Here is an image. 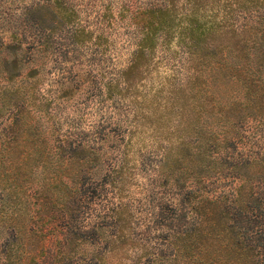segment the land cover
<instances>
[{
  "label": "trees",
  "instance_id": "16d2710c",
  "mask_svg": "<svg viewBox=\"0 0 264 264\" xmlns=\"http://www.w3.org/2000/svg\"><path fill=\"white\" fill-rule=\"evenodd\" d=\"M77 1L25 0L7 43L0 28V71L32 82L55 38L67 35L73 48L104 43L102 91L116 112L133 114L137 139L111 131L114 142L61 149L56 184L41 188L55 203L53 247L36 222L10 223L1 264H107L110 253L128 255L119 264H264V0H101L95 29L76 21ZM118 37L131 49L114 67ZM159 65L166 75L143 91ZM139 124L153 146L167 142L150 152L154 160L134 149L144 140ZM128 155L149 175L152 235L140 237L136 261L133 204L123 196L135 169ZM23 209L13 205L19 216Z\"/></svg>",
  "mask_w": 264,
  "mask_h": 264
},
{
  "label": "rangeland",
  "instance_id": "374dc122",
  "mask_svg": "<svg viewBox=\"0 0 264 264\" xmlns=\"http://www.w3.org/2000/svg\"><path fill=\"white\" fill-rule=\"evenodd\" d=\"M24 1L15 0L9 4L5 0L0 6V28L5 30L1 40L4 43L9 41L7 24L14 25L21 21ZM77 3L76 21L95 29V21H98L96 12L102 6L101 0H79ZM67 27L63 26L61 33ZM54 40V52L41 59L44 61L43 67L35 81L21 77L8 80L10 74L0 71V186L10 183L21 185L6 197L0 194V197L4 196L1 198L3 201H0V264L3 262V246L7 243L4 237L10 223L19 227H32L36 222L34 227L39 231H50L46 242L49 247H53L56 238L52 233L55 230V203L51 198L52 192L43 193L41 188L44 182L56 184L57 158L61 149L69 151L77 146H97L103 137H106L108 143L114 142L115 136L111 131L119 133L124 143L130 137L132 140L137 139L136 135L133 137L135 130L131 126L133 114L123 117L116 112L114 102L106 100L102 91L104 79L101 76L102 60L99 52L104 43H100L97 48H92L90 43L73 48L67 35L63 39L57 37ZM93 49L97 51L94 53ZM130 49L131 46L126 45L120 37L115 39V46L110 52L114 67L125 64ZM165 75L162 65L156 70L152 69L143 79L146 85L142 90L155 87ZM219 93L221 100H226L228 94L222 87ZM145 127L142 124L139 132L143 134L144 140L138 141V147L134 149L141 148L146 158L154 160L150 152L162 149L167 146V142H154L153 146L149 141H154L153 136H148ZM129 155L126 162L135 169L125 184L123 196L133 204L131 217L139 241L135 245L139 250L132 252L131 257L136 261L140 251H143L140 241L143 238L140 237L151 233L146 224L151 215L150 205L147 204L149 175L141 173L139 161L132 163ZM151 160L148 162H155ZM16 192L18 195L13 194ZM47 197H50V203L41 205ZM14 204L22 205L25 216H19L13 210ZM47 217L51 218L49 223L45 222ZM32 243L39 245L34 237ZM126 257L128 255L121 257L118 253H110L105 260L107 264H119L120 261H126Z\"/></svg>",
  "mask_w": 264,
  "mask_h": 264
}]
</instances>
